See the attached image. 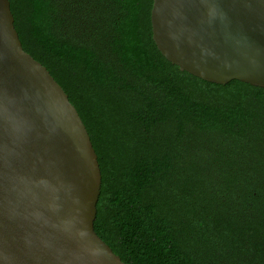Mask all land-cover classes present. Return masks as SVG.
Returning a JSON list of instances; mask_svg holds the SVG:
<instances>
[{"label":"trees","instance_id":"obj_1","mask_svg":"<svg viewBox=\"0 0 264 264\" xmlns=\"http://www.w3.org/2000/svg\"><path fill=\"white\" fill-rule=\"evenodd\" d=\"M153 0H10L22 45L98 154L96 232L130 264H264V88L208 82L153 40Z\"/></svg>","mask_w":264,"mask_h":264},{"label":"water","instance_id":"obj_2","mask_svg":"<svg viewBox=\"0 0 264 264\" xmlns=\"http://www.w3.org/2000/svg\"><path fill=\"white\" fill-rule=\"evenodd\" d=\"M153 40L180 70L264 88V0H153ZM0 0V264H130L96 232L102 172L62 85Z\"/></svg>","mask_w":264,"mask_h":264}]
</instances>
